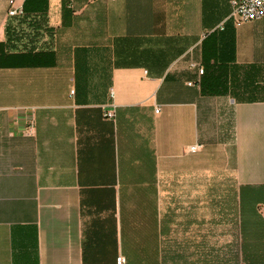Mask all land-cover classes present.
Segmentation results:
<instances>
[{
  "label": "crops",
  "instance_id": "crops-1",
  "mask_svg": "<svg viewBox=\"0 0 264 264\" xmlns=\"http://www.w3.org/2000/svg\"><path fill=\"white\" fill-rule=\"evenodd\" d=\"M231 1L15 0L23 46L0 0V264H249V229L264 264V19Z\"/></svg>",
  "mask_w": 264,
  "mask_h": 264
},
{
  "label": "built area",
  "instance_id": "built-area-1",
  "mask_svg": "<svg viewBox=\"0 0 264 264\" xmlns=\"http://www.w3.org/2000/svg\"><path fill=\"white\" fill-rule=\"evenodd\" d=\"M89 2H98L100 0H88ZM7 19L11 21L16 22V28L14 30L15 35L19 38H26L30 36L29 39H27L30 42V39H34L32 44L25 43L23 46H30V45H36L42 44L41 41H37V36L41 35L42 33H39L36 31L37 29L33 28V19L29 17L23 10L22 7H16L15 6V0H9L8 2V10H7ZM264 19V0H232L231 1V13L229 16V20L232 22V24L235 27H239L245 23L249 22H256ZM44 34V32H43ZM26 40V39H23ZM27 42V41H26ZM199 74L202 75L204 72L200 68ZM74 92L71 91V94ZM159 112V109H155V113L157 114ZM106 117H113L111 112H107L105 114ZM201 149V146H193L189 148V152L195 153L198 152ZM116 264H126L125 258L122 255H119L116 258Z\"/></svg>",
  "mask_w": 264,
  "mask_h": 264
},
{
  "label": "trees",
  "instance_id": "trees-1",
  "mask_svg": "<svg viewBox=\"0 0 264 264\" xmlns=\"http://www.w3.org/2000/svg\"><path fill=\"white\" fill-rule=\"evenodd\" d=\"M24 12L26 13V9L23 8ZM28 14V13H26ZM255 204L254 202L249 199V211H248V225L255 226L257 220H261L260 217L255 214L254 209ZM254 236H255V230L249 229L248 230V237L247 241L243 240V244L241 246V252L244 259L248 260L249 264H255L254 261L250 258V256L254 255L255 253V244H254Z\"/></svg>",
  "mask_w": 264,
  "mask_h": 264
}]
</instances>
